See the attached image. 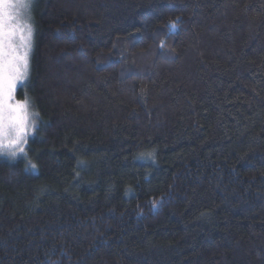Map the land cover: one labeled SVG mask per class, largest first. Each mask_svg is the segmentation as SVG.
I'll list each match as a JSON object with an SVG mask.
<instances>
[{"label": "trees", "instance_id": "obj_1", "mask_svg": "<svg viewBox=\"0 0 264 264\" xmlns=\"http://www.w3.org/2000/svg\"><path fill=\"white\" fill-rule=\"evenodd\" d=\"M31 24L0 264H264V0H34Z\"/></svg>", "mask_w": 264, "mask_h": 264}, {"label": "snow or ice", "instance_id": "obj_2", "mask_svg": "<svg viewBox=\"0 0 264 264\" xmlns=\"http://www.w3.org/2000/svg\"><path fill=\"white\" fill-rule=\"evenodd\" d=\"M28 7L24 0H0V142L4 139L9 141L8 145L0 143V147H15L20 152L24 151L21 145L29 130L27 101H15L14 93L18 84L27 78L29 69L32 31L20 23L22 11ZM17 37L19 45L16 44Z\"/></svg>", "mask_w": 264, "mask_h": 264}, {"label": "rangeland", "instance_id": "obj_3", "mask_svg": "<svg viewBox=\"0 0 264 264\" xmlns=\"http://www.w3.org/2000/svg\"><path fill=\"white\" fill-rule=\"evenodd\" d=\"M24 2L27 3L29 5V7L27 8V10L22 11L20 23H21L22 26L23 25H27V26H29L31 28V31H32L31 42H30V50H31V46H32V42H33V27H32V24H31V7L33 5L34 0H24ZM24 34H25V37H27V29H25ZM19 43H20L19 37H17L16 38V44L19 45ZM30 50H29V54H30ZM21 51H22V49H21ZM28 60H29V55H28ZM25 80H24V82H25ZM22 84H18L16 90L19 87H21ZM14 95H15V101H19L21 103L25 102L24 99H19V98L16 97V91H15ZM26 115H27V122H28L29 130L27 132L25 142L21 145V147H23V149H24V147L26 145L28 136L30 135V133L32 131V128H33V124H34L33 112L31 110V108L29 107L28 102H27V107H26ZM0 143H2L3 145H8L9 141L7 139H4ZM12 153H15V155H13ZM22 153L23 152H20L18 150V148H15V147H0V156H3L5 158H7V159L18 158Z\"/></svg>", "mask_w": 264, "mask_h": 264}]
</instances>
